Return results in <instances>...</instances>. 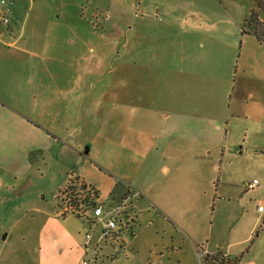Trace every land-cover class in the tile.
<instances>
[{
    "label": "crops",
    "instance_id": "0c3cea01",
    "mask_svg": "<svg viewBox=\"0 0 264 264\" xmlns=\"http://www.w3.org/2000/svg\"><path fill=\"white\" fill-rule=\"evenodd\" d=\"M11 1L10 25L0 24V231H5L2 240L10 233L20 238L34 257L26 262L27 255L17 256L14 246L1 244L0 264H82L88 261V250L94 264H103L98 263V250L117 246L118 241L98 243L101 226L89 224L92 236L82 246L79 232L66 230L57 214L41 203L47 194L56 200L69 182L94 188L84 172L72 170L84 150L72 114L77 62L70 63L71 49H63L69 38L60 29L39 31L40 21L55 25L51 17L36 16L27 27L35 2ZM158 12L152 7L132 22L122 19L117 34L124 38V52L129 46L134 51L135 120L138 116L139 130L151 136L166 173L170 163L182 167L207 162L199 151L213 148L224 126L228 142L244 143L254 116L249 104H264V77L248 71L245 55L254 43L264 41L243 34L233 16L188 20L160 18ZM240 131L244 134L239 137ZM177 232L184 241L174 247H185L198 264L211 256L234 259L229 245L212 249L208 242L203 244L204 229ZM117 238L122 239L119 232ZM105 259L107 264H145L135 256ZM184 260L178 255L153 264H185Z\"/></svg>",
    "mask_w": 264,
    "mask_h": 264
},
{
    "label": "rangeland",
    "instance_id": "374dc122",
    "mask_svg": "<svg viewBox=\"0 0 264 264\" xmlns=\"http://www.w3.org/2000/svg\"><path fill=\"white\" fill-rule=\"evenodd\" d=\"M5 1L13 7L11 0ZM23 1L35 2L27 27L36 16L51 17L54 26L47 20L36 27L48 32L60 29L69 38L63 41V49H71L70 63L77 62L78 84L72 114L80 146L89 151L87 155H78V163L72 170L85 173L91 182L88 184L98 193L100 204L120 207L115 230L122 239L117 246L98 250V263L107 264L105 257L109 256L120 260L135 256L141 263L153 264L183 255L185 264H198L197 257L192 260L185 247L179 251L174 246L184 241L177 232L179 229H204L203 244L208 242L212 249L220 243L224 248L229 245L230 256L241 257L238 264H264V212L258 211L259 206L264 207V104L259 108L249 104L253 123L243 144L228 142L223 125L220 135L212 141L211 152L199 151L207 162L182 167L170 163V170L165 173L161 170V154L153 148L151 136L139 130L138 116L135 120L134 51L129 46L124 52L121 48L124 38L117 34V22L122 19L132 22L152 7L154 13L159 11L160 18L233 16L242 25L254 7L253 0ZM259 2L264 9V0ZM258 19L264 23L262 13ZM256 29L262 30L260 26ZM254 45L245 55V63L248 71L261 79L264 42ZM238 134L240 137L244 133ZM253 180L258 184L247 190L246 184ZM123 200L125 204L121 206ZM41 203L56 214L52 194H47ZM58 223L74 234L79 232L76 237L82 246L88 242L85 234H92L85 219L59 217ZM4 234L3 229L0 245L14 246L17 256L27 255L26 262L34 257L20 238L15 239L10 233L7 240H2ZM92 255L88 250L85 256L90 263ZM73 260H77L75 254Z\"/></svg>",
    "mask_w": 264,
    "mask_h": 264
},
{
    "label": "built area",
    "instance_id": "2783aa9c",
    "mask_svg": "<svg viewBox=\"0 0 264 264\" xmlns=\"http://www.w3.org/2000/svg\"><path fill=\"white\" fill-rule=\"evenodd\" d=\"M11 5L5 0H0V24L9 26ZM257 181L253 180L246 184V189L251 190L257 185ZM74 190H68L64 188L57 194V216L66 217L74 216L78 219H85L90 225L95 226L99 224L101 231L98 235V243H105L107 240L118 241L116 215L120 214V207L105 209L103 205L98 203V195L95 197L97 192L91 186L86 185L83 182L74 181L71 185ZM125 200L121 203L124 206ZM259 212H264V207H258ZM116 236V239L114 238ZM91 235L85 234V239L90 240ZM82 264H88V261Z\"/></svg>",
    "mask_w": 264,
    "mask_h": 264
},
{
    "label": "trees",
    "instance_id": "16d2710c",
    "mask_svg": "<svg viewBox=\"0 0 264 264\" xmlns=\"http://www.w3.org/2000/svg\"><path fill=\"white\" fill-rule=\"evenodd\" d=\"M253 8L249 11L248 18L242 24V33L254 36L259 42L264 41V23H261L258 19V14L262 13L264 15L263 6L260 5L259 0H253ZM257 26L262 29L259 31ZM74 182H69L65 187L68 190H74L75 187L71 186ZM95 197L97 192L94 193ZM65 218V217H62ZM241 257L227 260L226 258L220 256H211L205 258V264H238Z\"/></svg>",
    "mask_w": 264,
    "mask_h": 264
},
{
    "label": "water",
    "instance_id": "95a60500",
    "mask_svg": "<svg viewBox=\"0 0 264 264\" xmlns=\"http://www.w3.org/2000/svg\"><path fill=\"white\" fill-rule=\"evenodd\" d=\"M88 153V150L87 149H85V151H84V154H87Z\"/></svg>",
    "mask_w": 264,
    "mask_h": 264
}]
</instances>
